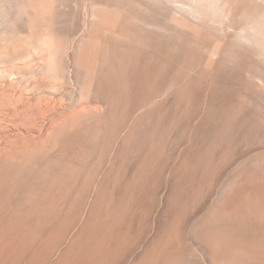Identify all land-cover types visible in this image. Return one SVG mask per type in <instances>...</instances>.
Listing matches in <instances>:
<instances>
[{
  "label": "bare ground",
  "instance_id": "1",
  "mask_svg": "<svg viewBox=\"0 0 264 264\" xmlns=\"http://www.w3.org/2000/svg\"><path fill=\"white\" fill-rule=\"evenodd\" d=\"M117 1L119 2V0ZM117 1L115 0L114 2L113 0V3L116 4ZM126 1H120V3L122 2V4L120 5L124 6L123 3H128L131 8H135L132 9L133 14L130 13L131 11L128 10L129 8L124 9L125 11L127 10L125 13H130V16L128 18L133 21L132 26L128 28L127 26L123 25L121 32L118 31L117 33L123 34L126 32V34L131 35V37L134 38L133 40L135 43L133 44V40H131L132 44H130V41L127 42L128 40L126 39H124L126 41H120L119 39L114 38V40L116 39L115 42L111 43L110 45L107 44L105 48L101 50L97 46H94L92 49H90V53L93 59L96 61L99 60L101 61V64H103V67L100 68L101 80L99 79L97 83L99 87V96L102 101H104L103 103H108V98L109 96H111L113 103L107 106L106 115L102 120H96L95 123L92 122V126L90 125L88 130H80L82 132H76L75 136L72 135L71 138L78 140L79 137L86 134L93 127L101 128L103 136L99 138H85L86 141L85 143L83 141V146L81 144H79V146L76 144L80 142H70L65 144L70 137L68 139H65L62 142V146H64L65 151L63 156L51 162L53 165L54 176L58 179V181L40 183V180L43 178V174H36L32 176L28 175L25 177V179L29 180L30 184H25L24 189L19 192L20 197L26 195V193L35 194L32 192L37 191L42 193H50V190H54L55 194L58 195V199L54 201H48L50 200V198L45 197H43L41 201H44V205L46 206L53 205V207H51V209H53L51 211V216L53 218L60 219L61 216H68L67 220L69 221H66L67 223L63 227H58L59 225H39L38 231L42 234L46 232L53 233L54 239H52L53 241L50 242L52 243L50 244L51 246H47V248L52 249V247L54 248L61 241L62 243L65 242L64 250L61 253L62 256H65L64 258L67 257V260L66 262H64V264H110L111 259L108 248H110L112 245L111 238L109 236L123 238L124 233L129 230V227L126 223V226L123 223L117 226V223L115 224L111 216L114 214H118L117 216H119V214H122L125 211L127 212V210L128 212H131L132 215L136 216L133 223L135 228L133 232L134 243L132 245L135 249L131 254L130 250L127 251L124 248V245L123 247L120 245L122 249L118 250L119 260H117V264H127V262L128 264H171L170 261L173 255L178 256L181 264H201L195 257L193 247L188 243L189 239L187 240L186 238V234H188V231H191V234L189 235H192L191 237L193 241L200 242L199 245L201 244V246H203L204 248H209L211 250V254L214 259H216V261H222L226 264H264V223L258 225L259 222L254 220L255 215L258 212L264 215V185L261 182L260 183L263 186L254 187L248 182L239 184L234 181L233 179L239 176L240 171H243L241 170V167H237L239 166L237 164V166L235 167V171L233 170L234 176L232 177V179H230L231 177L228 176L230 178L227 179V182L225 181V184L223 183L224 185L220 189H218V191L213 188L214 190L212 189L209 192L205 193V195L201 196L202 205H199L200 207L195 206L196 208L193 207V209L189 212H187V210L183 211L182 214H184V216L182 218L180 217V228H178L181 231L180 236L182 235V237L179 238L181 245L179 247L176 246L178 249L175 250L171 249L173 247L170 244V238H168L170 218H172L175 210H178L175 208H177V204L179 205L181 203L182 198H184V195L186 194L185 189H183L185 187L182 188L179 182L182 179H186L189 181L196 179V176L193 175L194 171L191 172L192 174H190L189 172L191 168H193L192 164H190L189 162V158L191 157V155H195L196 153L194 152H197L198 149L197 147L191 149L192 146H190L191 148H188V152L186 153V155L185 153L183 154L184 161L182 160L183 165L181 163V169H175L177 171L174 170L175 172L172 173V176L170 178L171 182H169L167 189H164V191H162L160 185V180L162 177L160 176L162 175L160 173L161 170L159 172L160 175L153 174L152 176V170H150L152 167H155L152 166L155 160L154 156H157L155 154L158 151H161L162 148L164 149V147H161V145L158 144L154 147L152 143V147H150L149 144V151H147L148 153L146 152L147 156H149L148 159H145L146 161L144 160L145 163L144 165H142L143 168H141L140 165H138L137 168V164L135 161L139 156L137 155V153L143 151V149L145 148L144 145L147 143H144V139H139L141 138V121L151 120V118L155 115V109H158V107L159 109H163L168 105L173 106L174 102L169 103L167 99L168 97L166 95L167 93L157 94V90L162 92L163 89H166L163 88L165 85L172 84L174 77H176V74L180 69L179 60L182 53L184 54L185 50L188 51V49H191L189 48L190 45L188 44H193V48L191 50L192 53H190L192 56H194L196 53L199 54V58L195 57L197 58L195 59L193 57L194 59H192L194 61L192 62L195 63V60L198 61L199 59L200 64L197 65V61L195 65L189 60L188 61L190 63H186L185 61V63L187 64L185 67V71L192 77L190 78L188 83L183 84V87L181 86L182 88L180 94L182 100L185 103H192V101H195L197 102V104L201 105L206 100L207 107L204 111L205 114L203 115L202 113V117L204 119L199 122L200 124L198 123V127L200 125L199 131H201L200 129H202L204 132L207 131V124L209 122H212L211 117L218 113L222 115V113L219 112L222 105L219 101L221 93L216 89V86V88L212 87L213 89H210L204 85L206 89H210V92H207L208 95H206V99H204V97H202L204 89L201 90L203 83L201 84L200 80L201 78L203 79L205 75H208L207 73H210L212 70H216V72H214L213 75L211 74V81H220L226 74V77L228 76V63H230V59L226 55L229 52V49L235 50L236 53L242 56V58L246 62V65L241 69V71H237V74H246V78H248V86H246L248 89L245 87L246 91L250 92L251 94L256 93V95H258L257 93H259L260 95L262 94V91H264V0H244L246 4L242 7V5H240L239 3L242 8L240 7V11L236 15L233 14L235 13L233 11L235 4H233L234 2L232 3L231 1V3L228 2L229 0ZM107 2L103 1L104 6L95 5L94 8L92 7L96 10H92L95 12L91 13L93 14L92 19L96 20L95 24L97 26V29H99L100 31H105V33L110 32V29L112 30L117 24L116 13L114 12L117 8L114 9V7H112L113 9H111L110 4L112 0L109 1L110 4H108ZM151 2L161 5L163 11L161 10L162 12L160 11V13H158L157 11L155 12V10L157 9L154 8L155 10L152 12L153 7H151V9L148 6V3L153 4ZM175 3H177L178 5H176ZM235 3H237V1ZM172 4H175V6H172ZM236 5L238 6V3ZM111 6L113 5L111 4ZM169 6H171V9H173L172 11L170 9L171 12L168 15L165 12L169 9ZM229 6L230 8H232L230 9ZM237 6L236 9H238ZM119 8L123 10L122 7ZM123 12L121 16H124L125 13L123 14ZM234 15L237 16L236 18L238 21L235 20V23L237 21V25H234L235 23L232 24L231 22V19L233 20ZM121 20H124L123 17ZM127 21L128 20H126L125 18V21L122 24H124L125 22L127 23ZM117 30L119 29L117 28ZM202 31L204 33V36L208 40H198L199 37H197V35H199V32ZM111 33L116 34V31L114 30ZM114 37H116V35ZM44 50L42 49V51ZM117 59L121 60L123 64L114 63ZM189 59L191 60V57ZM257 60H259V62ZM261 63L263 64V66H260ZM192 65H194L193 67H196L197 65V67L193 68ZM200 65L202 67H200ZM173 70H176V72L170 75V72ZM118 73L121 74V77L117 81L115 78ZM86 74H88V71L86 72ZM241 77V80H245V78L242 79ZM243 83L246 82L242 81V84ZM175 86L176 84L174 85V89L177 88H175ZM242 87H244V85ZM128 91L133 96V103L129 108L124 107L122 103V98L124 95L128 94ZM98 92L96 93L98 94ZM248 97L251 98L250 94H248ZM257 98L260 99V97ZM261 99L264 101V95H261ZM261 99L260 101H262ZM117 110L121 112L118 113ZM127 114L128 116H132L133 120L129 124V126L126 127L122 126L123 122H121V119L125 118ZM160 116H162L164 120L169 118V115L168 113H166V111ZM108 118H114L116 119V121L113 120V122L108 123ZM184 118L186 121L198 119V112L192 109H186L184 112ZM221 118L222 117H220L219 119ZM232 118H234V116H232ZM92 121L95 120L92 119ZM240 121L242 120L240 119ZM230 122V127L233 131L231 133H236V135H241L242 129L245 132L246 127H248L246 125V127L242 128L243 126H245L247 121H244L245 123H243L242 121V124H244L242 126L237 117L234 118V121L230 120ZM250 128V130L247 128L249 130L247 131L248 133L246 132L247 135L245 133L247 140L248 138L254 139L255 134H257L255 133L257 131H255L252 127ZM121 130H123L122 137H120L119 139L118 137L115 138ZM147 130L145 132H149ZM84 131L85 133L82 135ZM145 132L143 133L144 137ZM195 134L197 135V132ZM148 135L146 137L149 139ZM245 135L243 134V136ZM221 136L223 138L224 135ZM233 136L234 135L231 136V139ZM200 137L201 140L205 139V137L203 139V135H201ZM261 137H264V131H262ZM233 138L238 139V137ZM152 140L153 139H151V141ZM247 140L246 142H248ZM219 141L220 140L218 137V143ZM261 141L262 146L260 148H264V138ZM231 142L232 141L228 143ZM253 143L254 142H252L251 145H253ZM77 146L82 148V150L77 151ZM237 146L238 145H236V148ZM127 151L131 153L130 155L128 154V156L131 159V166L133 168L135 166V169L127 170V168L125 167L126 162L124 160V157L127 155H125ZM250 151L251 150H248V153L236 155L231 166L239 162V158L241 159V157H245L246 154V157L248 156V154H251L249 153ZM194 155L192 157H194ZM72 156L81 157L79 167H73L69 163L68 160L69 158H72ZM262 156L264 157V155ZM196 158L201 159L202 157L197 156ZM248 158L246 159L248 160ZM146 165L147 167H145ZM206 165L207 164H205V166ZM263 165L262 172H264ZM159 166H162V164ZM162 167L164 168V166ZM139 168L144 170H141ZM248 171L249 170H247V173ZM252 171L250 172L252 173ZM73 173H77V176H74ZM222 173L218 171L213 173L211 177L212 181H215V183L219 181V179L223 177ZM255 173L257 172L255 171ZM259 173H261V171ZM254 174L252 173V175ZM262 174L264 178V173ZM247 175L250 176V174ZM202 177L204 176L202 175L201 178ZM241 177L242 173L240 174V178ZM148 182H150L151 184H149ZM247 183L249 185H247ZM59 189H62L63 191H57ZM246 190H249V192L255 190L257 191V193H249L248 200L244 201L242 197ZM52 192L53 191H51V193ZM3 195L4 192H0V197H2ZM159 195L161 196L160 205L158 202ZM216 196L217 198L215 200H210L212 198H215ZM209 200L211 201V203L209 202ZM106 203H108V208L103 211L105 212L103 213L101 211V208L103 207L102 205ZM66 204H68L69 206L67 207L65 212L62 206ZM146 207L149 210L148 213L151 217L152 213L156 214L154 217H152L153 219H150L149 221H146V217L144 216ZM203 207L206 208L201 214L200 212L201 210L203 211ZM30 209L31 208L25 207V211H28ZM179 211L181 212L182 210ZM30 212L34 213L35 210ZM102 213L105 215V217L103 215V217L99 218L98 214L101 215ZM149 214H147L146 216L148 217ZM198 214H201V216L198 217ZM142 216L145 217V220ZM25 217L26 218L24 223L25 226L28 227L30 226L29 213H25ZM123 221L124 219H122L121 222ZM131 225L129 224V226ZM148 234L149 236H147ZM79 241H83L81 244V248H79L78 245L80 243ZM38 243L34 244L33 247L44 248V243L42 245ZM190 243L192 242L190 241ZM261 243H263V248L259 247ZM74 248L76 249L74 250ZM94 248L97 249L94 250ZM254 250L259 251L261 255L257 257L254 254ZM46 252L47 251H45V253ZM45 256L46 255H44L43 253L40 256L41 259H39L42 260V258ZM48 256H51V253ZM58 262L59 261H56L54 263L52 262L51 264H60V262Z\"/></svg>",
  "mask_w": 264,
  "mask_h": 264
},
{
  "label": "rangeland",
  "instance_id": "2",
  "mask_svg": "<svg viewBox=\"0 0 264 264\" xmlns=\"http://www.w3.org/2000/svg\"><path fill=\"white\" fill-rule=\"evenodd\" d=\"M103 1H108L107 3L110 4V0H91V2L90 0H58V2L57 0H0V192H4V195L0 197V264H51L52 262L54 263L56 261H59L60 264H64V262H66L67 260V257L64 258L65 256L61 255L65 247V242L62 243L61 241L54 248L52 247V249L47 248V246H51L50 244H52L50 242H52V239H54L53 233L46 232L42 234L38 231L39 225H59L58 227H63L69 221L67 220L68 216H65L66 218L64 216H61L60 219L53 218L51 216V211L53 210L51 209V207H53V205L46 206L44 205V201H41L43 197L50 198V200L48 201H54L58 199V195L55 194L54 190H50V193H42L37 191L32 192L35 194L26 193V195L20 197L19 192L24 189L25 184H30V181L25 179V177L28 175L32 176L36 174H43V178L40 180V183L58 181V179L54 176L53 165L51 162L63 156L65 151L64 146H62V142L65 139H68L70 137L65 144L70 142H80L76 144L78 146L79 144L83 146L86 141L85 138H99L103 136L102 129L99 127H93L90 131L84 134L85 131L89 129L92 122L95 123L96 120L99 121L105 117L107 106L113 103L111 96H109L108 98V103H103L104 101H102L99 96V87L97 83L99 79L101 80L100 68L103 67V64H101V61H96L93 59L90 53V49H92L94 46H97L101 50L105 48L107 44L110 45L111 43L115 42L116 39L114 40V38H117L120 41L128 40L127 42L130 41V44H132V42L133 44L135 43L133 40L134 38L131 37V35L126 34V32L123 34L117 33L118 31L121 32L123 25L130 28L133 22L128 17L130 16V13L133 14L132 9L135 8H131L128 3H125L126 5L123 3L125 7L121 6L120 4H122L123 0H119V2L116 0L117 5L113 3L112 0L111 4L113 6H111L110 4L111 9H113L112 7H114V9L117 8L114 11L116 13L117 20L116 26L112 30L110 29V32L106 33L105 31H100L99 29H97V26L95 24L96 20L92 19L93 14L91 13L95 12L92 11L96 10L93 9L95 5L104 6ZM120 1L122 2L120 3ZM230 1L232 3L234 2L233 4H235V7L233 9V11L235 12L233 14L235 15L240 11V5H242L243 7L246 4L244 0H229L228 2ZM236 1L239 7L236 5L237 3H235ZM175 4L178 5L177 3ZM175 4H172V6H175ZM117 6L122 7L123 10ZM148 6L150 8L153 7V9L151 8L152 12L155 9H157L155 10V12L157 11L158 13H160L161 10L163 11L162 6L158 5V3H148ZM236 6L238 9H236ZM170 7L171 6H169V9L165 12L168 15L173 9H171ZM124 9H128L131 12L125 13L127 10L125 11ZM122 12L123 14L125 13L128 15L124 14V16H121ZM235 15L233 16V20L231 19L232 24H234L235 20H237V16ZM122 17L124 19L123 21L121 20ZM125 18L128 21L127 23L125 22L124 24H122L125 21ZM237 21L234 25H237ZM117 28L119 30H117ZM114 30L116 31V34L111 33ZM199 33V35H197V37H199L198 40L200 39L199 41L208 40L204 36L203 31ZM115 35L116 37H114ZM131 40L133 41L131 42ZM188 45H190L189 48L191 49H188V51L185 50L186 53H182L180 57V69L178 70L176 77H174L172 84H170L173 87L168 84L170 87L168 85H165L163 88L166 89H163L162 92L157 90V94L167 93L166 95L168 97L167 99L169 103L174 102L173 106L168 105L163 109H159L158 107L159 110L157 108L155 109V115L151 118V120L141 121V138L139 139H144V143H147L144 145L145 148L143 149V151H140V153H142H137V155L139 156L137 157V159L135 158L137 168L138 165L143 168L142 165H144L145 163L144 160L146 158L148 159L149 156H147L146 154V152L149 151L148 145L150 144L149 146L152 147L153 144V146L155 147L158 144L161 145V147H164L165 150L162 148V152L158 151L155 154L157 156H154V163L156 162L157 164L153 163L152 166L155 167H152L150 169L152 170L151 176L153 174H162L160 175L162 176L160 180V185L162 191H164V189H167L169 182H171L170 178L172 176V173L181 169V163L183 165L184 161L183 154L185 153L186 155V153L188 152V148L190 149V146H192L191 149L197 147L199 151L194 152L196 153V156L193 154L194 157H192L193 155H191V157L189 158V162L190 164H192L193 167L191 168V170L189 169V172L190 174H192L191 172L194 171L193 175L196 176V179L192 180L193 183L192 181L186 179H182L179 182L182 188L185 187L183 189H185L186 194L184 195V198H182L181 203L179 205L177 204V208L175 209L178 210H175V213H173V219L170 218L171 227L169 226L168 238H170V244L173 247L171 249L175 250H177V247L181 245L179 238H181L182 235L180 236L181 231L178 228H180V219L184 216V214H182L183 211L187 210V212H189L195 206L200 207L202 205L201 196L205 195V193L209 192L213 188L218 191V189H220L225 184V181L227 182V179H229L230 177V179H232V177L234 176L233 170L235 171V167L237 166V164L239 165L237 167H241V170H243L240 171V174L242 173V177L240 178L239 174V176L233 179L234 181L239 184L243 182H248L254 187H260L264 185V178L262 174L264 173L262 172V165L264 164V157L262 155H264V148H260L262 146L261 140H263L264 138L261 137L262 131H264V101L261 99V95H264V91L261 90V95L257 93L259 96L256 95V93L251 94L250 92L246 91V86H248V78H246V74H237V71L240 72L241 69L246 65V62L242 58V56L236 53L235 50L229 49V52L226 55L230 59V63H228V76L226 77V74L220 81H211V76L214 74V72H216V70H212L210 73H207L208 75H205L203 79L201 78L200 80L201 84L203 83L201 90L204 89L202 95L204 99H206L205 97L206 95H208V93L210 92L209 90L212 87L216 86L217 88H215L221 93L219 101L222 105L219 112H221L222 115L218 113L216 114L218 116L214 115V118L211 117L212 122H209L207 124V131L204 132L202 129H200L201 131H199L200 125L198 127V123L202 119H204L202 117V113L203 115L205 114L204 111L207 107L206 100L201 105L197 104V102L195 101H192V103H185L182 100L180 94L183 84L188 83V81L192 77L191 75H188L185 71V67L187 65L186 63L191 62L195 65L197 60H195L194 63L192 62L194 61L193 59L195 57L199 58V54L197 53V55L195 54L194 56L190 54L192 53L191 50L193 48V44ZM41 47L43 50H45L42 51ZM190 57L191 60L189 59ZM257 61L259 62V60ZM197 62V65H199V59ZM114 63L123 64V62L119 59L115 60ZM261 64L260 66H263V64ZM194 65H192V67ZM201 65L200 67H202ZM87 71L88 74H86ZM175 72L176 70L171 71L170 75L174 74ZM120 77L121 74L118 73L115 79L118 81ZM240 77L242 79L245 78L246 81L241 80ZM237 80L241 81L238 82ZM242 81L246 83L242 84ZM173 84H176V89H174ZM204 85L210 89H206ZM243 85L244 87H242ZM96 92H98V94ZM248 94H250L251 98L248 97ZM257 97H260L263 102L260 101V99ZM122 103L124 107L128 108L133 103V96L129 91L127 95L123 96ZM186 109H192L198 112L199 118L192 119L191 121H186L184 118V112ZM165 111L166 113H168L169 118L164 120V118L160 115H162V113H164ZM117 112L120 113L121 111L117 110ZM232 116H234V118L237 117L240 124H242V121L243 123L247 121L245 126H243L244 124H242V128L246 127V125L248 127H246L245 132L242 129L241 135L231 133L233 131L230 127V120L234 121V118H232ZM220 117H222V120L219 119ZM92 119L95 121H92ZM111 119L108 118V123L113 122V120L116 121V119L114 118L112 120ZM240 119L242 121H240ZM132 120V116H128L127 114L125 118L121 119V122H123L122 126H129ZM217 120L219 121V123ZM250 127L257 131L255 132L257 133L254 137L255 140L251 138H248L247 140L246 135L248 133L247 131L251 129ZM247 128L250 129L248 130ZM80 130H85L82 133V135H84H80L82 138L79 137L78 140L71 138L72 135L75 136L76 132H82ZM146 130L149 132H145ZM121 131L115 138L118 137L119 139L120 137H122L123 130ZM194 131L195 133L197 132V135L194 133ZM144 132L145 137L143 136ZM259 132L261 133V135ZM146 133H148L149 135ZM194 134L196 135V138ZM243 134L245 136H243ZM147 135L149 139L146 137ZM201 135H203V139L205 137L204 140H201ZM221 135H224L223 138ZM232 135H234L233 137H238V139H234L232 137V139L236 141L232 140ZM150 137L151 139H153L152 141ZM218 137L220 140L219 143ZM246 140L248 142H246ZM230 141L232 142L228 143ZM252 142H254L253 145H251ZM226 144L228 145V148ZM236 145H238L237 148ZM78 146L76 147V150H82V148ZM248 150H251L249 152L251 154H248L247 157V154L245 155L246 158L251 156L250 158H248V160L243 156V158L241 157V159H238L239 162L231 166L236 155L248 153ZM128 154L130 155L131 153L127 151L125 153L126 156L124 157V160L126 162L125 167L127 168V170L135 169V166L133 168L130 164L131 159ZM197 156L202 158H196ZM80 159L81 157L72 156V158H69L68 161L71 166L79 167ZM161 164L162 166H164V168L162 166H159ZM205 164L207 165L205 166ZM145 167H147V165ZM247 170H249L248 173ZM259 170L261 171V173H259ZM216 171L221 173L223 172V177H221L219 181L215 183V181H212L211 177ZM250 171H252L253 174L256 171L258 174L255 173L254 175H252ZM246 173L250 174V176H248ZM73 175L77 176V173H73ZM202 175L204 177L201 178ZM148 183L151 184L150 182ZM248 183L247 185H249ZM51 191L53 192L51 193ZM57 191L62 192L63 190L59 189ZM249 193L256 194L257 191L252 190L249 192V190H246L242 197L244 201L248 200ZM216 198L217 196L210 200L213 201V199L215 200ZM210 200L209 202L211 203ZM158 202L160 205V195L158 197ZM68 206V204L62 206L65 212ZM102 206L103 207L101 208V211L103 212L108 208V203ZM25 207L31 209L25 211ZM205 208L206 207H203V211L201 210L200 212L201 214L204 212ZM146 209L147 207L145 208L144 216L146 217V221H149L150 219H153L152 217H154L156 214L152 213L151 217L148 213L149 210ZM34 210V213L30 212ZM179 210L182 211L180 212ZM178 212H180L181 214ZM25 213H29L30 216V226L28 227H26L24 223L26 218ZM103 213L101 215L98 214V217H103ZM130 214L131 212H128L127 210V212L125 211L124 213L119 214V216H117L118 214H114L111 216L115 224L117 223V226L122 223L125 226L127 224L129 230L124 233L123 238L108 235L111 238L112 245L110 248H108L110 259L112 260V262L110 260V264H117V260H119L118 250L122 249L121 246L123 247L124 245V248L127 251L130 250L131 254L132 252H134L135 248H133L132 245L134 243L133 232L135 226L133 225V223L136 216ZM147 214H149L148 217L146 216ZM201 214H198V217H200ZM144 216L142 217L145 220ZM122 219H124L123 222H121ZM254 220L259 222L258 225L263 224L264 215L258 212L255 215ZM129 224L132 225L129 226ZM149 234L147 236H149ZM189 234H191V231H188V234H186V238L187 240L189 239L188 243L191 244V246L193 247L195 257L201 264H226L222 261H216V259H214L211 254V250L209 248H204L203 246H201V244L199 245L200 242L193 241L191 237L192 235ZM190 241L192 243H190ZM82 242L78 244L79 248L82 247ZM36 243L41 245L44 243V248L33 247V245ZM259 247L263 248V243H261ZM41 249L43 251L45 249L50 250L49 252L48 250H45L47 251L45 253V251L43 252ZM75 249L76 248H74V250ZM96 249L97 248H94V250ZM42 252L46 256L43 257L42 260H40V256L43 254ZM50 253L51 256H48L50 255ZM254 254L257 257L261 255L259 251L256 250H254ZM60 257L63 258L61 259ZM170 263L181 264L177 255H173L171 257Z\"/></svg>",
  "mask_w": 264,
  "mask_h": 264
}]
</instances>
